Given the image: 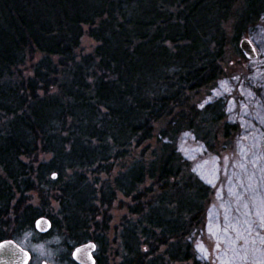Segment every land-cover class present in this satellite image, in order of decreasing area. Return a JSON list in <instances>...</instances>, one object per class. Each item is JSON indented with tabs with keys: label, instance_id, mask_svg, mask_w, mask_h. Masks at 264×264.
I'll return each mask as SVG.
<instances>
[{
	"label": "trees",
	"instance_id": "obj_1",
	"mask_svg": "<svg viewBox=\"0 0 264 264\" xmlns=\"http://www.w3.org/2000/svg\"><path fill=\"white\" fill-rule=\"evenodd\" d=\"M233 3L0 0V242L18 243L29 233L56 237L68 264L71 250L86 242L96 245L95 264H200L196 242L211 244L201 221L210 189L191 173L177 145L187 132L205 144L201 157L228 150L222 139H229L231 127L225 126L223 138L206 130L220 121L224 107L211 94L225 75L219 68L220 23ZM244 6L234 45L253 24L264 26V0H245ZM84 35L96 46L78 56ZM243 61L230 76L246 82L253 66ZM204 95L209 102L199 106L196 98ZM153 136L158 144L150 161L115 185L126 197L148 180L163 196H151L150 190L139 226L126 223L119 241L111 243L104 221L100 236L94 233L99 216L88 203L92 194L85 176L94 168L109 174L112 158ZM40 155L49 158L39 161ZM27 193L44 206L59 203L62 229L46 208L26 204ZM41 217L51 222L44 236L34 229ZM161 247L170 250L159 254Z\"/></svg>",
	"mask_w": 264,
	"mask_h": 264
},
{
	"label": "rangeland",
	"instance_id": "obj_2",
	"mask_svg": "<svg viewBox=\"0 0 264 264\" xmlns=\"http://www.w3.org/2000/svg\"><path fill=\"white\" fill-rule=\"evenodd\" d=\"M244 2L245 0H235L229 8V13L225 15L227 20L220 23L221 32H224V46L219 68L225 75L220 77L212 88L211 96L222 102L224 107L220 121L206 130L208 135L211 134L214 138H223L225 126L231 127L233 131L228 132L229 139H222L223 143L228 145L226 146L228 150L221 154L215 151L201 157L205 152V144L193 140L187 132L180 136L177 145L182 159L190 164L191 173L210 189L201 221H204L205 235L211 244L196 242L194 250L196 261L200 264H264V26L251 24L249 33H241L234 45L235 25L245 10ZM85 31L87 28H84ZM242 38H247L255 51V59L249 61L252 62L250 65L253 68L246 76V82L230 76L234 65L245 60L237 46ZM95 46L96 44L84 35L80 41L78 56L90 54ZM30 66L31 63L26 65L24 69L26 74L29 73ZM208 102L206 95L196 98L199 106ZM192 104L195 103L192 101ZM159 128L158 126L157 129ZM157 141V136H153L147 144L139 147H135L134 144L126 150L127 155L122 157L120 154L116 160L112 158L107 164L110 171L107 175L97 173L94 168L85 176L92 194L88 203L96 207L94 212L99 216L95 224L97 225L95 235L100 236L98 231L104 221L109 230L107 240L117 243L119 241L117 236L123 225L127 223L130 228L138 225L143 215L142 204H145V198H149L150 190L151 196L154 194L163 196L155 191V188L151 189L148 180L138 184L136 191L126 197L115 185L118 178L128 181L127 174L133 167L150 161V153L155 146L157 147ZM48 158V155H42L39 161ZM53 175L56 180L58 176ZM61 178L63 183L69 180V176ZM135 187L136 185H133L130 189ZM136 196L139 197V201H133L132 198ZM18 198L19 196L15 200ZM24 199L26 204L35 209L46 208L45 210L53 216L61 212L59 203L53 200L47 201L44 206L33 193L25 194ZM137 203H141L142 206L140 204L138 206ZM56 218L62 229L60 217ZM21 240L18 244L31 255L29 264H41L44 261L50 264H68L62 261L63 246L56 237L40 239L29 233ZM167 249L170 250L169 247H161L159 254ZM114 260L117 262V258Z\"/></svg>",
	"mask_w": 264,
	"mask_h": 264
},
{
	"label": "water",
	"instance_id": "obj_3",
	"mask_svg": "<svg viewBox=\"0 0 264 264\" xmlns=\"http://www.w3.org/2000/svg\"><path fill=\"white\" fill-rule=\"evenodd\" d=\"M238 48L247 61L255 59V51L247 38H242L238 42ZM54 179L55 176L53 175ZM35 230L37 233L44 235L51 229V223L48 219L42 217L35 221ZM96 246L92 242H87L75 247L72 250L71 258L75 264H95L93 254ZM31 255L12 240L0 242V264H28ZM41 264H50L42 262Z\"/></svg>",
	"mask_w": 264,
	"mask_h": 264
},
{
	"label": "flooded vegetation",
	"instance_id": "obj_4",
	"mask_svg": "<svg viewBox=\"0 0 264 264\" xmlns=\"http://www.w3.org/2000/svg\"><path fill=\"white\" fill-rule=\"evenodd\" d=\"M74 264V263H73Z\"/></svg>",
	"mask_w": 264,
	"mask_h": 264
}]
</instances>
